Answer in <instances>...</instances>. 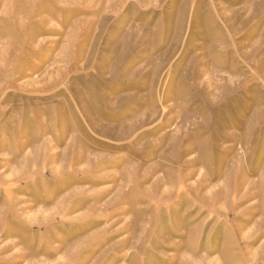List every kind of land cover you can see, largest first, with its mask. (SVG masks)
Masks as SVG:
<instances>
[{"label": "rangeland", "instance_id": "obj_1", "mask_svg": "<svg viewBox=\"0 0 264 264\" xmlns=\"http://www.w3.org/2000/svg\"><path fill=\"white\" fill-rule=\"evenodd\" d=\"M0 264H264V0H0Z\"/></svg>", "mask_w": 264, "mask_h": 264}]
</instances>
